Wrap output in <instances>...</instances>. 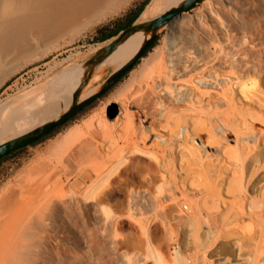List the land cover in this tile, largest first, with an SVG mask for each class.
Returning <instances> with one entry per match:
<instances>
[{"label": "bare ground", "instance_id": "1", "mask_svg": "<svg viewBox=\"0 0 264 264\" xmlns=\"http://www.w3.org/2000/svg\"><path fill=\"white\" fill-rule=\"evenodd\" d=\"M183 1L153 0L142 20ZM129 2L0 0V66L68 33L80 35ZM222 2L239 23L232 11L241 9L238 0ZM217 9L208 5L190 25L182 23V15L168 25L172 37L164 51L144 58L123 96L116 98L120 113L114 122L93 116L83 126L86 132L80 126L65 139L71 144L54 162L37 158L26 175L5 185L0 191V264H39L46 231L54 227L46 215L56 210L52 200L79 196L89 181L97 186L82 197L109 217L112 210L100 205L99 190L139 156L150 158L156 170L138 167L137 180L118 185L127 218L133 219L136 200L146 208L133 219L141 237L128 235L118 243L128 264L148 259L168 264L163 245L156 243L159 226L164 230L160 240L173 247L171 264H264V46L235 40ZM146 38L145 33L128 38L92 81L106 68H121ZM257 68L261 83L238 77ZM81 79V69H70L30 103L0 107V144L47 122L37 117L54 110L57 102L68 109ZM152 137L155 143L149 144ZM32 238L39 245L37 257L29 260Z\"/></svg>", "mask_w": 264, "mask_h": 264}, {"label": "rangeland", "instance_id": "2", "mask_svg": "<svg viewBox=\"0 0 264 264\" xmlns=\"http://www.w3.org/2000/svg\"><path fill=\"white\" fill-rule=\"evenodd\" d=\"M145 1L146 0H130L123 10L95 24L80 35L73 36L72 33H68L63 37L32 49L30 53L23 57H13L11 60L9 59L4 62L0 66V107L7 104H10L9 107H15L16 105L26 103L27 100L28 103H30L37 99V96L42 90H48L51 87L52 80L55 77L70 69H81L83 78L84 69L82 67L118 37L116 36L106 41L98 42L96 41V30L101 26L113 23L117 20H120V24L122 25L128 13L131 10H137ZM152 1L153 0H149V3L144 7L134 24L146 23L162 14V11L157 12L145 20H142L143 12ZM238 2L241 9H233L232 11L235 12L236 16L239 18V23L235 22L232 15L228 13V9L222 0H203L190 11L183 14L181 21L185 25H190L195 16L204 13L206 7L209 5L220 10L222 16L225 17L227 23L230 25V34L235 40H242L248 44L253 42L258 47L264 46V0H238ZM170 37H172L170 34V27L167 26L157 38L154 47L144 54L143 58L133 69L108 92L84 108L74 118L49 136L42 138L40 141L28 147L11 153L8 157L2 158L0 160V191L4 189L5 185L14 183L16 179L24 176V174L26 175L27 168L32 165L31 163L34 164L40 160V157L45 159L49 157L51 160L59 157L62 154L61 150L66 149L69 147L68 145L71 144L69 142L65 144V139L80 126L85 129L83 127L84 124L93 116L98 115V118H101L103 121L105 120L109 123L114 122L117 118L114 120L109 119L107 114L108 107L112 104H117L120 108L119 101H117L116 98L123 96L125 93V86L129 84L133 74L139 70L140 65L143 63V59L158 49L164 51V45ZM248 44L245 46L246 51L251 50V46ZM103 64L99 65L91 75L88 83L80 93L79 101L86 99L88 95L91 96L98 92L110 75L118 69L106 68L100 74V77L93 82L92 79L94 75ZM261 75L262 71L257 68L251 72L240 73L238 77L242 80L243 78L247 80L246 78L249 77L253 81H259V83H261ZM235 78L233 77V79ZM74 90L70 93V104ZM37 93L38 95H36ZM21 99L22 101L19 102ZM12 100L16 101L12 102ZM66 110L62 102H57L54 110L46 113L41 112L37 119L41 121L48 118L46 120L47 122L55 120ZM130 110L137 114L138 109L134 105H131ZM150 121L151 120L145 122L144 125L149 127L151 124ZM140 122V117L136 116V124H140ZM97 131L101 132L100 130ZM228 138L232 139L231 136H228ZM96 140L100 141L99 138ZM154 140L155 138L152 137L149 144L155 143ZM137 158L139 159L138 163ZM137 158H135L136 162L135 159L130 161L131 164L129 163L126 169L127 172L124 171L125 168L121 169L118 176H116L114 180H111L110 185H107L108 187L106 186L107 188L103 186V188L99 190V192L102 193L100 195V205L111 208L112 210V214L109 217L105 216L100 211L99 206L94 207L91 200H85L82 197L85 191L91 192L96 188L97 182L95 181H93V183L89 181L84 184L81 190L82 193L78 194L79 196L74 195L71 197L72 195L70 193L69 195L71 196L66 195L67 197L52 200V204L54 203L53 208L56 207V210H48L46 215L51 217V224L54 227L51 231H46L49 236H46L43 243L39 264H128L123 257L124 247L119 246L118 243H120L121 240L123 241L128 235L136 239L141 237V233L135 226L133 219L140 218L146 208L142 206L141 202L136 200V204L132 210L133 219L127 218L125 216V196L123 192L120 191V186L118 185L122 180H137L136 173L138 167L146 168V170L150 172L154 171L153 173H155L156 170L155 164L154 162H150L152 161L150 158H144V156H139ZM65 163L69 165L66 161H64V164ZM59 168L61 173L63 171L64 176L63 174L62 176L65 177L64 170H62L61 167H58V169ZM120 176L122 178H120ZM118 205H120V209H118ZM163 231L162 227L159 226L158 231L154 232L157 239L156 243L161 242L165 254V261L171 264L173 247L165 246V243L160 240ZM43 232L45 231L42 230L41 233ZM32 239L27 251L29 260L30 258L37 257L35 255H37L39 245L36 238ZM142 264H154V261L148 259L142 262Z\"/></svg>", "mask_w": 264, "mask_h": 264}, {"label": "water", "instance_id": "3", "mask_svg": "<svg viewBox=\"0 0 264 264\" xmlns=\"http://www.w3.org/2000/svg\"><path fill=\"white\" fill-rule=\"evenodd\" d=\"M199 1L200 0H184L182 3L162 13L159 17L146 23L134 24L127 30L121 32L115 41L103 48L82 67L84 69L83 79L72 93V99L69 108L57 119L48 121L23 135L0 144V160L15 151L28 147L40 141L42 138L49 136L57 129L65 125L72 118H74L84 108L103 96L117 83V81L123 75L130 71L132 67H134L143 58L150 44L161 35L165 27H167L175 18L190 11L195 5L198 4ZM139 33L147 34V38L138 49L136 54L121 68L111 74L98 92L82 101H79L80 93L88 83L95 69L107 58H109L128 38ZM119 113V106L117 104H112L108 107L107 114L109 119H116Z\"/></svg>", "mask_w": 264, "mask_h": 264}, {"label": "trees", "instance_id": "4", "mask_svg": "<svg viewBox=\"0 0 264 264\" xmlns=\"http://www.w3.org/2000/svg\"><path fill=\"white\" fill-rule=\"evenodd\" d=\"M203 0H200L198 2L201 3ZM149 3V0H146L144 3H142V5L137 9V10H131L128 15L126 16L125 22L121 25L120 24V20H117L113 23H109L107 25L101 26L96 30V41L98 42H103L106 41L108 39H111L113 37H116L119 35L120 32L127 30L128 28H130L131 26H133V24L136 22V20L138 19V17L140 16V14L142 13L144 7ZM195 7V6H194ZM115 25V26H113ZM113 26V27H112ZM157 39L154 40L150 46L148 47L146 53L152 49L156 43ZM145 53V54H146ZM133 69V67H132ZM131 69V70H132ZM130 70V71H131ZM130 71H128L127 73H129ZM126 73V74H127ZM125 74V75H126ZM125 75H123L118 81H120ZM117 81V82H118ZM10 155V154H9ZM9 155H7L6 157H8Z\"/></svg>", "mask_w": 264, "mask_h": 264}]
</instances>
